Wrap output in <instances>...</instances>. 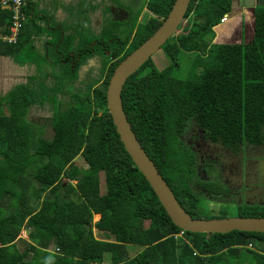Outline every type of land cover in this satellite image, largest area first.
<instances>
[{"label": "trees", "instance_id": "obj_1", "mask_svg": "<svg viewBox=\"0 0 264 264\" xmlns=\"http://www.w3.org/2000/svg\"><path fill=\"white\" fill-rule=\"evenodd\" d=\"M174 1L152 0L149 7L156 17L140 26L137 44L119 62L159 28ZM232 2L192 0L186 32L163 46L170 65L149 67V59L128 79L122 94L139 141L194 218L228 215L205 214L204 198L220 185L197 176L198 160L181 139L185 126L194 120L231 148L264 144V2L247 8L240 24L223 21L232 12ZM10 23L11 12L0 3V26ZM223 28L220 40L239 35L241 40L214 42ZM46 31L30 18L16 44L0 42V55L19 63L34 61L28 55L19 58L26 49L43 57L35 51V39ZM105 34L104 40L115 33ZM75 37H67L57 50L69 45V56ZM181 53L192 61L186 78L175 75ZM116 64L107 72L104 87L84 96L73 94L64 109L57 95L41 94L53 106L50 140L27 120L39 92L16 85L0 95V264H264V233L180 235L183 230L134 164L108 110L106 92ZM74 73L65 72V78L74 79ZM78 158L85 166L77 164ZM246 205H240L238 216L264 217V205ZM95 215L100 219L94 223ZM94 229L106 237L97 238ZM23 230L29 231L28 239L21 237ZM130 246L142 250L131 255Z\"/></svg>", "mask_w": 264, "mask_h": 264}, {"label": "flooded vegetation", "instance_id": "obj_2", "mask_svg": "<svg viewBox=\"0 0 264 264\" xmlns=\"http://www.w3.org/2000/svg\"><path fill=\"white\" fill-rule=\"evenodd\" d=\"M151 2L152 0H145L142 8L134 11L131 4H125L121 0H25L23 7L24 22H29L30 18H34L39 25L47 28L46 32L41 33L37 38L35 37V48L41 56L45 57L47 62L49 60L48 67L32 60L19 63L13 57L6 55V57L11 58L14 64L12 62V69L9 68L7 78L3 77L4 82L14 79V72L19 71L16 78L20 82L16 84L31 86L32 90L40 93L37 101L29 107V111L32 107L37 106L39 101L38 103H41L43 107L40 109L47 113L49 110L51 113L53 112V106L51 103L48 104V98L43 99L41 94L47 97L57 95L60 108H66L73 102V94L84 96L95 88L105 86L108 77L107 72L115 63H118L114 67L115 70L121 62H119L120 57L127 54L129 49H133L137 44L140 26L147 24L156 17L149 7ZM110 25H112L111 28H109ZM88 27L92 33L89 38L92 40L86 45L85 39L87 38L85 36L87 35L85 34H87ZM107 31L115 34L112 38L107 37L104 40ZM51 33H56L59 37L56 39L53 35L51 36ZM127 34L130 35V39H121ZM69 36H76L74 42L77 47V49L70 51L69 56L66 53L69 45L64 47L63 51L61 49L54 50L55 48L51 47L54 42L57 43V45L54 43L57 47H60L63 45V40ZM89 38L88 40H90ZM116 40L119 41L117 45L110 48L114 43L110 46L109 43ZM51 53L58 55L52 61L49 59ZM51 62L53 67H49ZM14 66L19 70L14 69ZM67 71L75 72V78L66 79L64 74ZM77 84L85 85L86 89L73 92L72 85ZM57 86H60L58 93L54 91ZM62 95L70 96L72 101L64 103L61 99ZM34 109L41 112L39 108L34 107ZM51 117L52 114H43L38 120L40 126L49 128ZM181 139L195 155L196 161L198 160L196 162L197 176L199 175L202 180L215 181L220 185L215 189L216 191L213 190L214 194H207L210 195L208 199L215 200L221 205L226 204L228 200H234L236 201L234 204H237L238 208L245 203L246 206H253L257 203H250L257 195L245 186L239 185L237 181H242L241 177L250 178L251 169L249 165L251 163L255 164L253 172L257 170L258 162L254 160L253 153H255V149H259L258 152H263L264 144L261 146L241 144L238 148L227 147L224 143L215 140L204 127L195 124L194 120L185 126ZM195 189L204 191L202 185H196ZM241 190L242 197L239 194ZM221 211H225V209H221Z\"/></svg>", "mask_w": 264, "mask_h": 264}, {"label": "water", "instance_id": "obj_3", "mask_svg": "<svg viewBox=\"0 0 264 264\" xmlns=\"http://www.w3.org/2000/svg\"><path fill=\"white\" fill-rule=\"evenodd\" d=\"M191 1L175 0L161 26L115 68L107 87V107L126 151L150 183L160 203L176 226L183 231L192 233L228 234L233 231L264 233V217L235 216L213 219L192 217L180 204L174 191L139 141L124 109L122 94L128 79L137 73L176 34L186 18ZM1 57L9 63L13 62L10 57V59L5 55ZM51 130L53 129L51 128Z\"/></svg>", "mask_w": 264, "mask_h": 264}, {"label": "rangeland", "instance_id": "obj_4", "mask_svg": "<svg viewBox=\"0 0 264 264\" xmlns=\"http://www.w3.org/2000/svg\"><path fill=\"white\" fill-rule=\"evenodd\" d=\"M123 3L125 4H131V8L134 9V11H137L139 10V8H142V4L145 0H121ZM264 2V0H234L232 2V12L230 14H228L226 16V18L223 20V21H226V20H229V19H236L237 20V23L240 24L242 22V19H243V14L245 16V13H246V10L247 8H252V7H255L257 3H260V2ZM27 13V12H26ZM137 15V14H136ZM135 16V15H134ZM189 19L185 18V20L181 23L178 31L176 32V34L174 35L173 39H177V37L181 34H184L186 32V29H187V26L189 24ZM141 24V23H140ZM237 24V25H238ZM112 25H110L109 28H111ZM221 26H224V24L222 23ZM237 28V27H236ZM109 30V29H108ZM225 30V28L223 29H220L218 32H216V36L215 38L213 39L214 42H237V41H240L241 40V37L240 35L237 36V37H233L231 39H226V40H220L219 39V34L221 31ZM31 32H33L32 29H30ZM250 31V30H249ZM224 32V31H223ZM54 36L56 38H58V34L56 33H51V36ZM87 36H85L87 39L89 38V35H92L89 27L87 28V34H85ZM234 35V34H233ZM248 35H251V32L248 34ZM129 34H127L126 36L124 37H121V39H130L129 38ZM107 39V38H106ZM105 39V40H106ZM22 40H25V38H23ZM120 41H123V40H120ZM43 42L45 43V40L43 39ZM116 42H119V41H112L111 43H109V46L113 43H116ZM51 47L54 49L55 46L53 44H51ZM58 47H56L54 50H57ZM35 49V48H34ZM71 49L75 50L77 49L76 45H75V42H73L71 44ZM36 51V49H35ZM37 52V51H36ZM58 53V51H56ZM37 54L39 56H41V54H39L37 52ZM27 55L29 57H31L35 62L41 64L42 66H45V67H48V62L47 60L45 59V57H35L33 52H28L26 51V49H23L22 51H20V53H18V56L19 58H27ZM193 56V54H191ZM58 56V55H57ZM56 55L52 54L50 55V61H52L54 58L56 59L57 57ZM9 58V57H7ZM10 59V58H9ZM59 61V60H57ZM180 66L179 68L175 69V75L181 77V78H186L187 77V74H189V71H190V68L192 66V61H191V57L189 56V54L187 53H181L180 54ZM12 62H8V61H5L3 60V58L1 57L0 55V95H6L7 93L10 92V90L13 89V87L15 85H17L16 83H19L20 81H18V78H16L18 76V72H14L15 73V78L10 80L9 82H4V78L3 77H6V75L9 74L8 70L9 68L12 69ZM14 64V62H13ZM153 65L154 67H156L157 69H164L166 68L168 65H170V59H169V56L167 54V52L165 51V47H162L152 58H151V63L149 64V67L150 65ZM16 66V65H15ZM14 66V69L16 70H19L17 69L16 67ZM53 67V63L51 62V64H49V67ZM6 70H4V69ZM7 78V77H6ZM51 82H53V80L51 79ZM86 87L85 85H72V91L73 92H77L79 90H85ZM27 92V95L29 97V91L27 90H24ZM30 97H32L30 95ZM38 98V97H37ZM71 97L70 96H64L62 95L61 96V99L64 103H69L70 101H72V99H70ZM83 100V98H82ZM39 102V101H38ZM37 102V106H34L35 108H43L42 107V104L41 103H38ZM34 107H32L30 109V111L28 112V115H27V120L30 122V123H33L35 124V126H33V129H35L37 131V133L43 137H45L46 139L50 140L52 139L53 137V130H51V126H49V128L47 127H41L40 126V123L38 122V120L41 118V116L43 114L47 115V114H52L51 113V110H49V113H47L46 111H44L43 109H40L41 112H39L38 110L34 109ZM34 109V110H33ZM259 149H255V153H253L254 155V160L258 162V168L255 172H253L254 170V166L255 164H250L249 167H250V171H251V175H250V178H244V177H241L242 178V181H237V183L239 185H243L245 186L247 189L249 190H252L251 192L255 193L257 195V197L254 198L253 201H251L250 203H253V202H257V204L259 205H264V147L262 149L263 152H258ZM250 153V151H249ZM263 153V154H262ZM252 154V153H251ZM258 154H262L260 156H257ZM250 160V159H249ZM77 164L78 165H82V166H85L84 165V162L82 161V158H78L77 159ZM241 173V172H240ZM102 178V192L104 193L106 191V187L104 186V175L101 176ZM234 183V182H233ZM67 186V185H65ZM67 190H70L69 188H67ZM239 194H241V197H242V190L239 191ZM252 198V197H251ZM259 198V199H258ZM229 199V198H228ZM258 199V200H257ZM205 202H204V205H205V208H204V211H205V214L209 215L210 217H218L221 213V209H225V212L227 213V215L229 217H234V216H238L240 211H239V208L237 207V204H234L236 201L234 200H231V201H227L226 204L224 205H221L220 203H218L217 201L215 200H210V199H206L204 198ZM239 206V205H238ZM223 212V211H222ZM100 219V215H95L94 217V223L95 222H98ZM94 234L97 238H105L106 236L102 233V232H99L98 230H95L94 229ZM28 236H29V231L27 230H23L22 233H21V237L22 238H25V239H28ZM19 248L21 250H23L25 248V245L24 244H19ZM54 247H51V250H53ZM142 250L141 247L139 246H130V254L131 255H136L137 253H139L140 251Z\"/></svg>", "mask_w": 264, "mask_h": 264}, {"label": "built area", "instance_id": "obj_5", "mask_svg": "<svg viewBox=\"0 0 264 264\" xmlns=\"http://www.w3.org/2000/svg\"><path fill=\"white\" fill-rule=\"evenodd\" d=\"M25 0H1V6L4 10L11 12V23L6 26H0V42L7 44H16L23 27L25 14L23 11ZM182 231L180 235L184 234Z\"/></svg>", "mask_w": 264, "mask_h": 264}, {"label": "clouds", "instance_id": "obj_6", "mask_svg": "<svg viewBox=\"0 0 264 264\" xmlns=\"http://www.w3.org/2000/svg\"><path fill=\"white\" fill-rule=\"evenodd\" d=\"M0 3H1V0H0Z\"/></svg>", "mask_w": 264, "mask_h": 264}]
</instances>
